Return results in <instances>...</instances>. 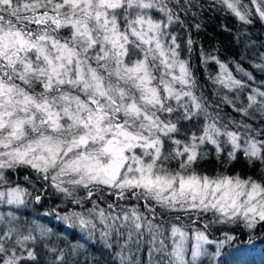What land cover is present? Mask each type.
I'll return each mask as SVG.
<instances>
[{
  "label": "snow or ice",
  "instance_id": "obj_1",
  "mask_svg": "<svg viewBox=\"0 0 264 264\" xmlns=\"http://www.w3.org/2000/svg\"><path fill=\"white\" fill-rule=\"evenodd\" d=\"M250 4L254 12L245 0L211 6L244 25L254 14L264 21V0ZM197 7L0 0V264H81L82 244L53 242L52 227L19 212L53 194L80 210L54 206L43 216L78 229L118 264H134L132 249L142 246L149 264H217L234 237L213 240L212 226L264 227V176L197 171L210 151L264 165V80L257 86L239 61L237 76L202 53L218 66L210 79L220 89L217 101L204 94L174 30ZM193 45L188 38L185 50ZM258 59L252 67L264 72Z\"/></svg>",
  "mask_w": 264,
  "mask_h": 264
},
{
  "label": "trees",
  "instance_id": "obj_2",
  "mask_svg": "<svg viewBox=\"0 0 264 264\" xmlns=\"http://www.w3.org/2000/svg\"><path fill=\"white\" fill-rule=\"evenodd\" d=\"M198 4L202 7L192 9L187 15L181 12V18L187 25L186 28L174 26V30L182 45L183 58L190 61L192 71L194 72L197 82L204 90V94L210 98L211 101H217L218 96L216 93L220 91L218 87H214L211 77H215L218 72V66L214 63L205 64L202 61L201 54L208 53L218 56L222 61L226 62L237 76L240 73L235 72L237 61L247 71H250L256 77L257 86L264 80V72H260L252 67L253 63L259 62V56L264 55V21H261L258 15H253V23L244 25L233 15L226 11L221 10L219 7H212V0H197ZM254 12L253 5L250 0H245ZM194 13V15H193ZM200 24V29L195 28V24ZM188 38L194 41L193 49L191 52L185 50V43ZM224 107V106H222ZM225 113H231V109L224 107ZM236 115L235 113H231ZM239 118V117H237ZM191 127V126H190ZM194 129V128H192ZM226 157L217 159L215 152L210 151L208 157L201 161L197 167V171L201 174L209 176L216 175H239L242 177H259L264 176V165L256 163L255 166L250 165L243 157L234 162L228 163ZM45 201L51 203H63L66 205V210H80L77 206H69L66 202L57 200L53 195L45 197ZM134 203V202H129ZM47 204H30L27 208L19 209V212L28 214L26 219H38L39 222L52 227L57 234L53 237V242L57 239L65 241L72 240L74 244H82L83 250L80 255L81 264H118V258L111 252L103 249L100 245L93 247L89 241L83 238L82 233L78 229L69 228L64 222H58L57 226L55 220H51V216L44 217L43 213L49 209ZM50 208V207H49ZM3 209H0L2 211ZM141 210H143L141 206ZM204 217L203 222L210 218ZM71 232V233H70ZM225 232L232 235L234 239L227 242L222 249L220 261L227 259V254L232 256L231 253L236 246L241 247L247 235V229L241 225H220L216 224L208 230V234L213 240L224 239ZM252 234V238L264 237V227H258ZM75 238V239H73ZM211 251L215 248L210 246ZM264 252V249H262ZM134 264H149L147 246H142L141 250L137 252L135 249ZM155 259V257H153ZM204 264L206 261L204 260Z\"/></svg>",
  "mask_w": 264,
  "mask_h": 264
},
{
  "label": "rangeland",
  "instance_id": "obj_3",
  "mask_svg": "<svg viewBox=\"0 0 264 264\" xmlns=\"http://www.w3.org/2000/svg\"><path fill=\"white\" fill-rule=\"evenodd\" d=\"M193 131H196L197 128L192 129ZM54 198L57 200H61V202H65L62 200V198L58 195L53 194ZM43 204H47V208L50 211L54 206H59L60 208H63L66 210V205L63 203H51V206L49 202H43ZM50 207V208H49ZM51 220H55V224L57 226L61 225L60 221H57L54 216H51ZM58 222H60V225H58ZM71 233V232H70ZM241 247L236 246L234 250L232 251L231 255L229 256L228 253H226L227 259L220 261H217V264H264V252H262V249H264V237L262 238H252V234L247 232L245 241L243 244H240ZM211 247L215 248V245H211ZM135 248L132 249V251ZM210 249V246H209ZM211 251V250H210ZM204 260L208 261V258H204ZM203 260V264L205 263Z\"/></svg>",
  "mask_w": 264,
  "mask_h": 264
}]
</instances>
